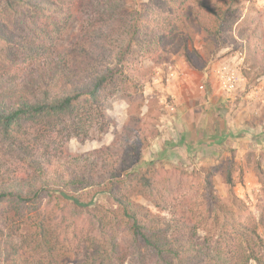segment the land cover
<instances>
[{"label": "rangeland", "instance_id": "obj_1", "mask_svg": "<svg viewBox=\"0 0 264 264\" xmlns=\"http://www.w3.org/2000/svg\"><path fill=\"white\" fill-rule=\"evenodd\" d=\"M103 1L121 4L122 10L99 11L94 25L81 13L85 18L81 28L86 31L82 40L91 56L77 54L84 69H78L79 76L112 70V79L95 104L99 114L82 127L88 135L70 136L68 130L57 128L60 132L49 141L42 137L51 133L27 126L26 139H38L25 147L33 153L37 170L24 161L19 144L0 136V190L41 185L71 191L75 186L85 188L83 202L117 210L106 193L96 190L124 172L148 168L145 196L136 193L132 200L163 222L176 223L183 240L192 236L193 221H211L216 208L211 187L219 205L232 210L228 217L243 213L233 206L234 195L247 213L257 216L264 207V92L262 100L248 94L264 77V0H238L235 5L233 0H160L158 6L150 0ZM231 3L234 13L224 16ZM148 9L155 12L144 13ZM12 38L18 39L13 33ZM230 59L247 81L245 91L232 95L221 89L216 72ZM5 70L12 72L1 64L2 77L9 83ZM14 75L17 79L11 85L25 77V71L18 68ZM228 172L232 189L226 183ZM42 210L61 224L60 242L89 230L80 226L84 215L75 217L71 201L47 197ZM218 212L223 223L227 214ZM18 217L17 212L0 215V243L7 247L11 239L25 241L22 264H39V246L29 241L35 228L29 219ZM185 219L187 225L192 222L191 228L185 227ZM206 230L215 233L213 223L204 231L197 228L193 237L202 240ZM112 234L122 249H128L125 264H131L137 253L130 228L122 223Z\"/></svg>", "mask_w": 264, "mask_h": 264}, {"label": "trees", "instance_id": "obj_2", "mask_svg": "<svg viewBox=\"0 0 264 264\" xmlns=\"http://www.w3.org/2000/svg\"><path fill=\"white\" fill-rule=\"evenodd\" d=\"M150 1L154 6L160 2ZM237 2L233 0L234 5ZM108 3L111 2L0 0V65L11 68L12 72L4 71L10 76L9 83L17 79L14 74L18 68L25 71V77L18 79L15 85L6 82V76L2 77L0 71V136L11 144H19L24 161L33 170L39 168L38 163L25 147L29 143L37 144L38 139H26L27 126L51 133L49 137H42L49 141L54 139L57 128L68 130L70 136L85 138L89 132L82 130L83 125L99 114L95 104L106 91L112 70H93L86 76H79L78 69H84L79 65L77 54L91 56L82 40L86 31L81 28L85 19L81 13L86 14V21L94 25L96 18L93 16L99 11L100 14H114L122 10L121 4ZM164 5L171 6L165 2ZM228 6V11L222 12L224 16L234 13L232 3ZM150 12L155 10L148 9L144 13ZM12 33L18 39L12 38ZM252 33L256 36V31ZM148 171V168L145 171L134 168L118 179L105 181L96 190V193H106L117 210L106 209L97 203L92 207L94 202H83L81 192L85 188L74 186L71 191H63V188L54 190L39 185L25 190L19 185L0 190V215L17 212L18 219H29L36 231L29 241H36L39 246L42 256L39 264H68L70 261L75 264H125L128 249H122L112 234V230L122 223L130 228L134 237L137 256L131 264H264V207L257 216L247 213L233 194V206L240 207L243 213L228 217L232 210L219 205L211 187L212 207H216L211 212V221H193L192 236L186 241L179 235L180 228L176 223L163 222L159 215L132 200L136 193L145 196L142 187L150 182L146 178ZM226 183L232 189L231 172L226 175ZM47 197L71 201L76 209L75 217L84 215L80 226H87L89 230H81L70 242L66 237L60 242L58 228L61 224L42 210ZM220 210L227 214L223 223L218 218ZM186 220H183L184 224ZM209 223H213L215 233L206 230L200 241L193 237L197 228L204 231ZM189 224L185 227L191 228ZM9 241L7 247L0 243V264L8 260L22 264L26 257L25 241ZM133 254L130 255L132 258Z\"/></svg>", "mask_w": 264, "mask_h": 264}, {"label": "built area", "instance_id": "obj_3", "mask_svg": "<svg viewBox=\"0 0 264 264\" xmlns=\"http://www.w3.org/2000/svg\"><path fill=\"white\" fill-rule=\"evenodd\" d=\"M230 62H225L223 66L218 68V79L220 81L221 89L228 95L235 94L237 91H245L247 89V81L240 74L237 68L232 64L235 59H230ZM259 85L255 89L250 90L248 94L251 99L262 100V93L264 92V77L259 78ZM203 90V87H201ZM252 95V96H251Z\"/></svg>", "mask_w": 264, "mask_h": 264}]
</instances>
